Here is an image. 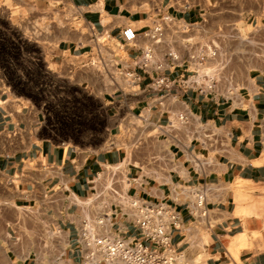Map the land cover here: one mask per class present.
Listing matches in <instances>:
<instances>
[{
    "label": "crops",
    "instance_id": "1",
    "mask_svg": "<svg viewBox=\"0 0 264 264\" xmlns=\"http://www.w3.org/2000/svg\"><path fill=\"white\" fill-rule=\"evenodd\" d=\"M23 1L45 5V13L72 7L76 20L70 23L65 14L60 27L77 32L25 41L0 22V264H82L78 225L92 214L85 204L97 176L114 166L130 180L121 191L164 201L180 213L182 225L170 230L171 241L191 264H264V61L244 56L241 68L223 71L232 85L224 79L218 92L154 88L156 74L189 75L194 65L188 53L210 41L213 31L203 24L200 3ZM2 11L12 15L10 7ZM166 15L174 18L170 26ZM250 18L239 28L262 55L264 8ZM159 23L157 42L147 33ZM126 25L137 30L131 44L122 41ZM45 26L54 27L53 21ZM171 35L174 49L165 43ZM148 48L161 69L136 65ZM127 71L138 79L126 78ZM183 111L210 125L213 146L175 145L155 129ZM200 192L205 218L189 211ZM109 227L151 245L117 209Z\"/></svg>",
    "mask_w": 264,
    "mask_h": 264
},
{
    "label": "built area",
    "instance_id": "2",
    "mask_svg": "<svg viewBox=\"0 0 264 264\" xmlns=\"http://www.w3.org/2000/svg\"><path fill=\"white\" fill-rule=\"evenodd\" d=\"M163 19L169 25L174 22V18L168 15ZM147 34L158 42L162 35L161 24H156L152 33ZM121 37L123 43L131 44L137 38V30L126 25L121 30ZM256 46L253 43L255 50L251 53V60L259 63L264 61V54L261 55ZM166 55L179 60L178 55L173 52H167ZM187 57L194 65L189 75L169 78L164 74H156L152 79V86L170 88L179 85L200 93H212L219 91V85L224 79L229 86L232 85L233 78L223 76V71L231 68V57L227 50L209 43L196 52L188 53ZM135 63L148 70L163 67L162 62L154 59L149 48L141 53ZM125 77L133 82L138 79L131 71L125 72ZM155 129L168 134L169 140L175 145L184 146L187 141H195L202 147H209L217 142L210 125L185 111L177 113L174 119ZM229 136L230 133L227 132L224 141ZM97 179L98 187L85 204L86 210H92V214L82 217L78 225L82 264H191L186 251L177 249L171 241L170 230L180 229L182 225L178 211L164 201L145 200L121 191L120 185L125 187L130 180L124 176L120 166L108 167ZM116 209L133 223L140 236L148 239L151 245L139 238L129 239L110 231V216ZM189 211L198 218L207 217L208 210L202 192L197 193L194 201L189 203Z\"/></svg>",
    "mask_w": 264,
    "mask_h": 264
},
{
    "label": "rangeland",
    "instance_id": "3",
    "mask_svg": "<svg viewBox=\"0 0 264 264\" xmlns=\"http://www.w3.org/2000/svg\"><path fill=\"white\" fill-rule=\"evenodd\" d=\"M147 1L148 0H139V4L147 5ZM182 1H194L200 3L203 6V24L212 28L213 31L210 41L204 42L205 45L213 43L218 45L220 48L227 50L231 57L230 66L234 69L241 68L243 65L242 62L244 56L249 57L250 53L253 51V44L249 39L244 38L239 27H241L243 24H246L244 17L250 15L251 20L254 14H257V12L264 8V0ZM0 7H10L12 15L10 16L7 11L0 12V22L13 26L8 33L14 37H18V39L24 38L25 41H29V39L32 38L41 39L42 37H46V33L48 32V36L50 38L57 40L61 37H72L77 32V30H73L72 27L70 28L69 25H66L62 28L60 27V24L62 22L64 23L63 15L65 14L69 15L70 23L76 20V13L72 7H66V10L62 12L61 10L57 9L56 6H54V9H49V11H47L48 13H45L40 12L41 7H45V5L40 6L38 4H34L33 2L23 0H18V3H15L14 0H5L4 4L0 2ZM19 7H22L20 8V11ZM19 14H22L26 18L20 21V19L17 18ZM51 21H53L54 27L46 28L45 24H51ZM78 23L79 22L74 23V25H77ZM228 23L229 25L227 26ZM166 25H169V23L166 22ZM204 28L206 27L204 26ZM79 29L81 30L82 27H78V30ZM166 38V46L168 48L171 47L174 49V36L171 35L167 36Z\"/></svg>",
    "mask_w": 264,
    "mask_h": 264
},
{
    "label": "bare ground",
    "instance_id": "4",
    "mask_svg": "<svg viewBox=\"0 0 264 264\" xmlns=\"http://www.w3.org/2000/svg\"><path fill=\"white\" fill-rule=\"evenodd\" d=\"M126 187H127V186H126ZM126 187H125V188H126ZM127 188H129V187H127ZM125 191H126V190H125ZM90 211H91V210H90ZM85 213H86V212H85ZM243 240H244V239H243Z\"/></svg>",
    "mask_w": 264,
    "mask_h": 264
}]
</instances>
